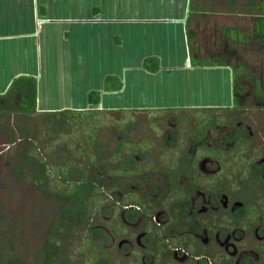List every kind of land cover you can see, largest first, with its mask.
<instances>
[{
  "label": "rangeland",
  "instance_id": "obj_1",
  "mask_svg": "<svg viewBox=\"0 0 264 264\" xmlns=\"http://www.w3.org/2000/svg\"><path fill=\"white\" fill-rule=\"evenodd\" d=\"M150 1H153L150 10L157 15L175 13L179 9L178 0H49V4L55 5L56 8L51 10L54 8L57 18L83 22L107 19L109 16L127 19L143 17L139 16L138 6ZM140 24L142 29L139 31L136 27L139 24L133 25L132 29V25L127 23L123 39L113 38L111 27L93 26L91 22L74 25L68 38L57 36L52 31L46 33L51 39L45 34L40 38L37 34L36 38L30 39V63L25 61L29 70L25 72L37 80L39 113L0 116V264H48L46 254L53 249L48 246L52 225L64 216L73 222L80 212L79 201H64L46 194L33 181L36 179L38 184H42V166L37 160L45 159L51 168L64 164L68 159L67 152L62 149L68 144L70 134L81 132L84 143L93 145L92 154L96 156L113 154L116 148L123 146L121 153L117 154L118 159L131 155L134 159L132 165L138 169L142 167V170L136 171L130 165L128 180L108 182L103 181L106 172L100 165L98 172L101 175L96 176V182L103 190L111 184V187L117 186L113 191L130 190L136 193L147 191L150 186L157 191L163 189L160 180L169 169L167 162L159 163L157 153L165 149L161 147L162 143L173 142L171 133L165 138L168 123L172 124L170 128L178 127L180 138L185 134L190 136L192 131L193 137L200 139L201 134L204 139L207 129H210L214 139L221 135V129H216L217 124H209L205 127L207 129L199 128L208 122H216L212 117L214 111L210 109L234 106L235 97L230 91L232 69H191L185 33L183 36L175 32L174 38L169 39L155 32L152 23ZM215 34L216 38L208 35L205 40L214 57L220 56L218 52L221 48L218 41L221 37L218 32ZM152 45L158 49L166 47L163 52L155 51L160 54L157 55ZM239 52L244 54L245 63L256 76L264 79V49L243 51L239 48ZM124 64L128 66L126 70L123 69ZM119 67L120 70H117ZM15 73L8 74L13 77ZM238 85L242 86V81ZM8 90L9 87H3L0 95ZM254 106L252 104L248 111L255 114L244 121L248 127L260 128L259 138L264 141V110L258 111ZM92 109L104 112L93 126L70 124L75 113L90 112ZM225 117L226 124L221 125L232 130L235 125L233 114H226ZM80 118L86 117L82 115ZM98 122L99 130L94 126ZM60 139L64 141L60 143ZM178 142L182 143L181 140ZM151 144L156 155L147 165L143 152ZM47 146L54 149L52 154L46 153ZM140 162L142 166L138 165ZM151 164L154 166L152 169L149 168ZM134 175L137 178L134 179ZM78 177L75 173L73 181ZM85 195L87 192L82 196ZM118 197L116 193L114 198ZM94 212L96 210L89 218L93 229L99 224ZM92 238L101 248L109 244L102 232L93 233ZM71 243L74 248L80 244L78 239L71 240ZM97 254L89 255L92 259ZM87 260L84 257L74 264H86Z\"/></svg>",
  "mask_w": 264,
  "mask_h": 264
},
{
  "label": "flooded vegetation",
  "instance_id": "obj_2",
  "mask_svg": "<svg viewBox=\"0 0 264 264\" xmlns=\"http://www.w3.org/2000/svg\"><path fill=\"white\" fill-rule=\"evenodd\" d=\"M257 77L252 83H259L264 99V79ZM252 83L242 82L232 130L217 121L199 128L217 124L216 139L210 129L204 139L192 131L180 138L178 127L168 123L165 138L171 133L173 142L162 143L165 149L157 153L169 169L160 180L163 189L136 193L105 185L99 224L92 227L109 242L102 263L264 264V141L260 128L244 121L255 114L248 111L252 104L264 110V101L257 100ZM143 153L146 164L152 161L153 144ZM123 161L130 167L134 159L126 155ZM129 171L106 173L103 181L128 180Z\"/></svg>",
  "mask_w": 264,
  "mask_h": 264
},
{
  "label": "trees",
  "instance_id": "obj_3",
  "mask_svg": "<svg viewBox=\"0 0 264 264\" xmlns=\"http://www.w3.org/2000/svg\"><path fill=\"white\" fill-rule=\"evenodd\" d=\"M229 2L225 14L237 16V24L225 23L220 27L222 39L220 42V56H212L208 53L202 60H192L194 67H232L233 69V95L235 97V107L238 103L237 96L244 89L238 87L242 81L252 83L257 80L256 74L247 66L243 58L244 54H239V48L243 51L250 49H264V0H226ZM256 87L254 94L258 101H264L259 83H252ZM37 80L32 77H19L13 81L8 92L0 95V116L7 114H17L21 116L38 115L37 111ZM209 110V109H208ZM214 111L212 117L219 123H226V114H230L233 108L210 109ZM77 112V111H76ZM75 113V112H74ZM104 114L101 110L92 109L88 111H78L71 121L72 126L80 125L93 126L96 119H101ZM85 116L82 119L80 117ZM90 115V116H89ZM69 121V120H68ZM100 127V122L94 125ZM77 134V136H76ZM68 144L63 147L67 152L68 159L64 164L53 165L51 168L45 159L37 160L42 166V184H38L36 179L33 181L43 190L44 193L54 195L64 201L75 199L79 201L80 212L72 222L66 216L52 225L48 246L53 247L51 252L46 254L48 264H74L82 258H88L86 264H101L104 249L93 242L92 234L99 231L92 230L89 218L94 212L95 219L98 220L99 211L103 202V189L100 183L96 182L98 166H102L104 172L111 175L127 174L129 167L124 164L123 159H118L117 154L121 153L123 146L116 148L109 157L106 154L101 156L93 155L94 147L84 143L81 132L70 134ZM76 136V137H75ZM64 139H60L62 143ZM76 142V143H74ZM91 146V147H90ZM62 147V146H61ZM71 148V149H69ZM99 147H97V152ZM47 154H52L54 149L47 146ZM99 153V152H98ZM123 154V153H122ZM78 173V179L73 181L72 177ZM101 175V174H100ZM31 177V176H30ZM29 177V178H30ZM98 180V179H97ZM87 192V195L82 196ZM85 197H87L85 199ZM83 199V200H82ZM87 217V219H86ZM72 222V223H71ZM78 239L79 246L74 248V242ZM97 256L91 259L93 254ZM102 255V256H101ZM97 262V263H96Z\"/></svg>",
  "mask_w": 264,
  "mask_h": 264
},
{
  "label": "crops",
  "instance_id": "obj_4",
  "mask_svg": "<svg viewBox=\"0 0 264 264\" xmlns=\"http://www.w3.org/2000/svg\"><path fill=\"white\" fill-rule=\"evenodd\" d=\"M152 2L138 6L139 16L143 17H136V19L109 16L107 19L81 22L71 18H57V15H54V8L56 7L51 3L49 4V0H0V80H3V83L0 84V90L3 87L10 88L13 81L17 77H22L24 73L28 75L23 76L32 77V75L25 72V70H29V68L25 67V61L29 60L28 64L30 63L28 55L31 50V38H36L37 34H39L40 38V36H44L46 33L50 34L52 31L57 36L65 35L68 38L74 25L79 26L80 23L86 24L87 22H91L93 26L111 27L113 38L118 39L125 38L127 23L132 25V29L134 28L133 25L139 24L136 26L139 31L142 29L140 23H152L155 32H159L162 36L169 39L174 38L175 32L183 36L185 33V38L188 41H186L187 47L190 51L191 69L203 68L209 70L222 68L194 67L191 61L195 59L202 60L208 53L213 51L205 41L208 35L214 36L216 32L219 33L220 27L222 28L225 23L230 26L237 24V16L232 17L229 14H225L224 12L227 10L219 8L220 6L227 7L229 2L226 0H178L179 9L175 13L166 12L159 15L150 10L153 8L151 6ZM52 7L54 8L51 10ZM219 35L222 39V34L219 33ZM46 38L51 39L48 35H46ZM151 47L154 52H163V48L166 46L161 49L156 48L155 45ZM156 54L160 55L159 53ZM124 65L126 67L123 66V69L126 70L128 66L127 64ZM230 68L232 69V67ZM117 70H120V67ZM9 72L16 73L11 77L8 74ZM230 91L233 93V82L230 85ZM39 109L41 110L40 105ZM43 110L50 111L49 109Z\"/></svg>",
  "mask_w": 264,
  "mask_h": 264
}]
</instances>
